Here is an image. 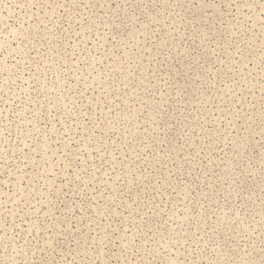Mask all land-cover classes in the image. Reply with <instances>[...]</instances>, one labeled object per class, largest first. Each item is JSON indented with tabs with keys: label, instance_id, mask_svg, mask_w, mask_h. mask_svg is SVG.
Here are the masks:
<instances>
[{
	"label": "rangeland",
	"instance_id": "obj_1",
	"mask_svg": "<svg viewBox=\"0 0 264 264\" xmlns=\"http://www.w3.org/2000/svg\"><path fill=\"white\" fill-rule=\"evenodd\" d=\"M0 264H264V0H0Z\"/></svg>",
	"mask_w": 264,
	"mask_h": 264
}]
</instances>
